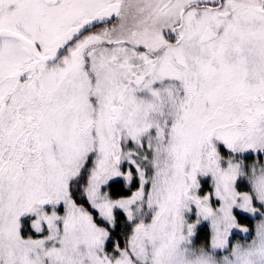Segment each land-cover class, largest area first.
<instances>
[{
	"label": "snow or ice",
	"instance_id": "1",
	"mask_svg": "<svg viewBox=\"0 0 264 264\" xmlns=\"http://www.w3.org/2000/svg\"><path fill=\"white\" fill-rule=\"evenodd\" d=\"M0 264H264V0H0Z\"/></svg>",
	"mask_w": 264,
	"mask_h": 264
},
{
	"label": "trees",
	"instance_id": "2",
	"mask_svg": "<svg viewBox=\"0 0 264 264\" xmlns=\"http://www.w3.org/2000/svg\"><path fill=\"white\" fill-rule=\"evenodd\" d=\"M240 222H241L242 224H247V225H249L250 227L253 225V220H251V219H247V218H244V217H240ZM200 234H202V235L204 236V238H205V236H207L206 228H204V229L200 232ZM200 236H201V235H200ZM200 238H201V237H200ZM205 239H206V238H205ZM198 243H200V239H199Z\"/></svg>",
	"mask_w": 264,
	"mask_h": 264
},
{
	"label": "rangeland",
	"instance_id": "3",
	"mask_svg": "<svg viewBox=\"0 0 264 264\" xmlns=\"http://www.w3.org/2000/svg\"><path fill=\"white\" fill-rule=\"evenodd\" d=\"M133 187H135V186H133ZM205 191H207V186H205ZM255 223V221L253 220V224ZM242 224V223H241ZM242 225H247V224H242ZM247 226H249V225H247ZM250 227V226H249ZM206 232H207V236H208V229L206 228ZM201 236V238H200V243H203L206 239L205 238H207V236H205V238H204V236L202 235V234H200ZM243 235V233H241V235L240 236H233V241L235 242L236 240H238V239H240L241 238V236Z\"/></svg>",
	"mask_w": 264,
	"mask_h": 264
}]
</instances>
